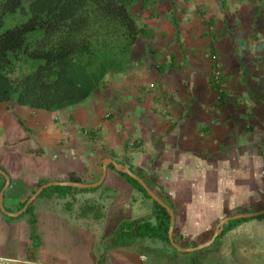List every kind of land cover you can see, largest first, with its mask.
Returning a JSON list of instances; mask_svg holds the SVG:
<instances>
[{
  "label": "crops",
  "instance_id": "crops-1",
  "mask_svg": "<svg viewBox=\"0 0 264 264\" xmlns=\"http://www.w3.org/2000/svg\"><path fill=\"white\" fill-rule=\"evenodd\" d=\"M218 1L223 0L203 4L201 17L186 20L182 15L180 20L182 4L174 0H157L145 8L138 0L149 32L138 38L128 71L107 75L88 97L63 108L0 103V166L10 178L2 200L8 212L0 209V256L9 258L8 264H71L66 250L73 238L86 236L89 246L87 236L94 234L89 219L99 216L88 209L80 212L86 220L73 221L68 201L61 207L57 198L37 195L30 210H19L40 184L68 180L70 171L82 181L96 180L105 156L120 161L124 155L129 160L146 156L150 169L163 174L156 185L167 187L170 196H183L187 218L194 221L210 211V204L214 212H225L228 198L188 197L186 192L194 189L190 168L200 166L199 176L202 168L206 171L203 179L210 189H227L232 180L244 186L237 173L250 158L264 169L258 159L264 149V0H228V6ZM161 3L169 17L164 16L169 24L162 29L163 22L154 18L161 17ZM172 14L178 19L177 34ZM164 29L169 31L165 39ZM211 48L222 60L228 58L227 68L222 63L221 102L208 86ZM173 70H184L192 80L168 83ZM229 166L236 169L229 174L232 180ZM3 181L0 173V189ZM32 215L37 238L31 236Z\"/></svg>",
  "mask_w": 264,
  "mask_h": 264
},
{
  "label": "trees",
  "instance_id": "trees-1",
  "mask_svg": "<svg viewBox=\"0 0 264 264\" xmlns=\"http://www.w3.org/2000/svg\"><path fill=\"white\" fill-rule=\"evenodd\" d=\"M137 1L0 0V103L15 101L37 109H59L84 100L105 82L107 75L128 71L138 38L149 32L133 12L132 6ZM140 1L141 8H145L157 0ZM171 16L177 34L178 20L175 14ZM210 51L216 53L214 48ZM21 65L26 68L13 75ZM213 66L208 78L211 85ZM224 94L222 90L219 102ZM108 167L114 168L112 163ZM120 173L152 199L135 178ZM67 179L82 181L75 171L68 172ZM52 187L64 189L59 184ZM152 201L150 216L118 223L110 236V247L127 245L143 237L172 246L168 238L169 212L156 200ZM30 209L31 203L27 210ZM250 217H264V213L227 220L215 241ZM35 223L36 217L32 215V238H37Z\"/></svg>",
  "mask_w": 264,
  "mask_h": 264
},
{
  "label": "rangeland",
  "instance_id": "rangeland-1",
  "mask_svg": "<svg viewBox=\"0 0 264 264\" xmlns=\"http://www.w3.org/2000/svg\"><path fill=\"white\" fill-rule=\"evenodd\" d=\"M174 2L183 5H180L181 8L177 11L180 20H182V15L187 17L186 20L192 19L194 16L201 17V13H203L201 10L204 8L202 5L206 3L210 5L208 0H174ZM218 2L223 6L225 4L228 6V0ZM212 7L215 8V5ZM158 8H160L162 13L161 17L157 18L155 16L154 18L161 20L159 22H163L160 25L162 29L163 26L169 24V21H166L164 16L167 19L169 17L165 13L164 3H161ZM132 9L137 16L138 22L143 25L144 19L138 3H134ZM168 28L166 27V29ZM166 29L160 33L163 39L169 33ZM207 53L211 69L212 53L209 51ZM216 54L221 64V73L223 74L222 63L224 62L225 68H227L228 58L222 60L220 54ZM21 68L26 67L21 65L13 75L18 74ZM166 77V81L174 85L180 80L183 81L185 79L183 82L188 78L192 80V76L186 74L184 70H173ZM200 77L201 75L198 76L199 79ZM152 84H155L154 81ZM208 86L213 88L209 82ZM224 88V83L222 82V89L224 90ZM214 92L218 99L220 92H217L215 89ZM259 155L258 159L262 162L261 165H264V149L260 150ZM129 156L126 155L125 157L124 155L122 158L125 159V163L129 165L131 161L130 167L140 174L149 183L151 188L167 203L173 205L175 217L177 215L173 227V236L180 245L191 246L210 238L215 225L226 214L264 207V169H259L256 159L250 158L251 162L248 161L243 164V168L239 170L240 173H237V180L241 181L244 186H241V184L236 183L229 177L230 172L236 171V169L228 167V178L232 180L231 183H228V190L216 187L213 189L207 188L209 182L203 179L206 174L204 172L206 171L202 168V176H199L198 170L201 169L200 166L190 168V172L187 175L194 189L191 188L192 192L190 193L189 191L186 192L189 194L188 197L191 196L198 201L201 200L200 198H210V201L213 200L211 198H228V206L225 207V212H214L212 209L215 207L210 204V211L207 213L201 211L204 212L202 213V217L194 221L187 218L183 196H170L167 193V187L163 184L156 185L157 182L163 180V174L150 169L151 166H148L146 162L147 157L141 155L136 157L135 160H129ZM229 158H232L231 154ZM151 164L155 165V161H151ZM97 175L99 177L100 174ZM63 186L64 189H56L52 185H49L36 198H57L59 201V205L57 204V206L61 207L65 205L64 201H68L67 206L70 208L69 211L72 213L73 221L86 220L83 215H80V212L86 209L92 212V214L94 213L99 216V218L89 219V223L93 224V226L91 225V230L94 231L93 235L87 236V240H92L89 246H85L86 236L82 238L83 240L79 239V236H76L73 238L72 245L67 248L66 258L71 264H91L96 258L97 264H252V260L258 259L264 261V217H250L249 219L242 220L232 229L226 231L219 240H214L213 244L191 251L174 249L171 245L159 239H151L150 237L139 238L127 245L110 247L108 242L118 223L123 220L150 216L153 205L152 199L145 196L142 190L114 168H110L103 182L94 186V188L71 185ZM194 186L198 187L195 188ZM197 190L198 192H196ZM207 203L209 202L207 201L202 205L198 204L197 208L203 209L200 207H204ZM92 214L90 213V215Z\"/></svg>",
  "mask_w": 264,
  "mask_h": 264
},
{
  "label": "water",
  "instance_id": "water-1",
  "mask_svg": "<svg viewBox=\"0 0 264 264\" xmlns=\"http://www.w3.org/2000/svg\"><path fill=\"white\" fill-rule=\"evenodd\" d=\"M112 163L114 168L120 172H125L131 177L135 178L148 192V194L152 197V199L156 200L158 203H160L162 206H164L167 211L169 212V227H168V238L172 246H174L177 250L180 251H191L195 249H200L202 247H205L209 244H211L217 235L222 232L224 223L229 219H235L240 217H248V216H255L264 213V207L254 210H247V211H240L235 212L231 214H226L222 216L217 224L215 225L212 235L210 238L203 242H199L195 245L191 246H183L176 242L173 236V227L175 222V213L173 207L168 204L151 186L148 184V182L135 170H133L128 164L114 158L111 156H105L101 160V173L99 177L94 181H75V180H50L45 183L40 184L27 198L25 204L20 208L19 211L25 210L28 206V204L35 198L45 187L49 185L59 184V185H71V186H77V187H93L101 184L103 180L105 179L106 172L108 165ZM0 173L5 177V183L0 189V209L3 212H8L4 205H3V191L4 188L9 184L10 178L7 172L0 166Z\"/></svg>",
  "mask_w": 264,
  "mask_h": 264
},
{
  "label": "built area",
  "instance_id": "built-area-1",
  "mask_svg": "<svg viewBox=\"0 0 264 264\" xmlns=\"http://www.w3.org/2000/svg\"><path fill=\"white\" fill-rule=\"evenodd\" d=\"M211 59H212V64H214V66L212 67V79H213L214 88L217 92H221L223 90L222 82H221V74H222L221 64L220 61L218 60L216 53H212ZM9 261H10L9 258L0 256V264H8Z\"/></svg>",
  "mask_w": 264,
  "mask_h": 264
}]
</instances>
